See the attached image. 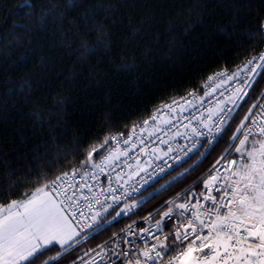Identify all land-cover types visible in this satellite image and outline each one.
I'll list each match as a JSON object with an SVG mask.
<instances>
[{
    "label": "snow or ice",
    "instance_id": "obj_1",
    "mask_svg": "<svg viewBox=\"0 0 264 264\" xmlns=\"http://www.w3.org/2000/svg\"><path fill=\"white\" fill-rule=\"evenodd\" d=\"M96 7L118 19L103 0ZM239 39L253 46L247 57L159 97L122 125L127 135L77 138L78 162L29 192L0 184V264H264V18ZM222 144L204 174L137 224V209Z\"/></svg>",
    "mask_w": 264,
    "mask_h": 264
},
{
    "label": "trees",
    "instance_id": "obj_2",
    "mask_svg": "<svg viewBox=\"0 0 264 264\" xmlns=\"http://www.w3.org/2000/svg\"><path fill=\"white\" fill-rule=\"evenodd\" d=\"M99 3L0 0V184L29 192L78 162L77 138L128 131L122 125L159 97L220 65L231 69L252 51L239 37L264 18V0H103L118 17L109 22ZM226 147L139 216L204 174Z\"/></svg>",
    "mask_w": 264,
    "mask_h": 264
},
{
    "label": "built area",
    "instance_id": "obj_3",
    "mask_svg": "<svg viewBox=\"0 0 264 264\" xmlns=\"http://www.w3.org/2000/svg\"><path fill=\"white\" fill-rule=\"evenodd\" d=\"M123 132L125 133V135H127V132L128 131H123ZM153 191H155V189H153ZM146 195H147V193H146ZM136 221H137V224L138 225L141 224V223H143V221L141 220V217L140 216L136 217Z\"/></svg>",
    "mask_w": 264,
    "mask_h": 264
},
{
    "label": "crops",
    "instance_id": "obj_4",
    "mask_svg": "<svg viewBox=\"0 0 264 264\" xmlns=\"http://www.w3.org/2000/svg\"><path fill=\"white\" fill-rule=\"evenodd\" d=\"M60 264H66V262L64 260H61Z\"/></svg>",
    "mask_w": 264,
    "mask_h": 264
},
{
    "label": "rangeland",
    "instance_id": "obj_5",
    "mask_svg": "<svg viewBox=\"0 0 264 264\" xmlns=\"http://www.w3.org/2000/svg\"><path fill=\"white\" fill-rule=\"evenodd\" d=\"M86 247H87V245H86Z\"/></svg>",
    "mask_w": 264,
    "mask_h": 264
}]
</instances>
